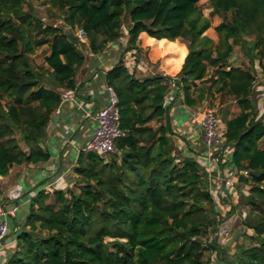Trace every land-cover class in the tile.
<instances>
[{"label": "trees", "instance_id": "trees-1", "mask_svg": "<svg viewBox=\"0 0 264 264\" xmlns=\"http://www.w3.org/2000/svg\"><path fill=\"white\" fill-rule=\"evenodd\" d=\"M31 1L40 0H0V177L50 160L41 140L64 92L78 88L76 73L86 61L78 29L93 55L126 30L121 56L104 76L118 98L125 137L116 154L79 152L71 188L31 196L0 264H206L204 254L215 244L207 239L220 214L207 172L175 150L163 107L171 78L138 79L123 62L127 52L139 56L142 34L157 41V50L176 54L170 70L181 67L174 83L187 107L206 93L217 94L221 104L235 101L238 113L224 117L219 131L222 147L231 150L228 166L246 172L237 184L249 189L243 231L251 233L242 234L246 245L223 264H264V115L256 109L254 69L264 74V0H208L210 16L220 18L216 42L206 35L211 21L201 0H46L60 12L65 32L38 19ZM41 48L48 53L37 66L31 57ZM236 49L245 67L231 64ZM196 82L205 86L194 97Z\"/></svg>", "mask_w": 264, "mask_h": 264}, {"label": "crops", "instance_id": "crops-1", "mask_svg": "<svg viewBox=\"0 0 264 264\" xmlns=\"http://www.w3.org/2000/svg\"><path fill=\"white\" fill-rule=\"evenodd\" d=\"M219 24V21L216 22V24L213 26H217ZM207 35V34H206ZM213 41L216 42L217 38L215 36H208ZM144 39H148V37L145 34H142L140 36V42ZM126 42V33H124V36L120 39V41L112 42L110 43L105 51L98 55H93L90 53L83 54L86 58L85 64L77 71L76 73V82L78 85V88L75 91H72L70 95L65 97L62 100V103L58 109H56L51 117L50 121L48 123V126L45 130V135L43 139L41 140L40 146L43 149H46V145L48 144V140H56L60 141L63 146L62 153L59 154V159H64L67 156V151L65 150V147L68 143L73 144L72 138H74L75 135L79 134L81 131V137H85L86 139H89L91 136V131L89 129L90 126H92V122L90 120H87L86 115L81 118V120H77L76 122L72 123V126L70 128H67L66 126L62 127V122H53V119L56 117H65L68 113L78 112L77 107H83L88 112L93 111L97 108H100L105 105L106 103V93L103 88V92L101 93H95V91L91 87V82L93 81H100L101 86L105 87L104 83V76L106 72L113 66L112 63L108 61V55L109 51H119L121 56V53L124 49ZM157 41L155 40L154 43ZM168 42V41H167ZM178 42V41H177ZM180 43V42H179ZM182 44V43H181ZM86 45V44H85ZM185 52L187 53V49L184 44H182ZM139 47L141 45L139 44ZM141 49V48H140ZM135 53L127 52L124 54L123 62L128 69L129 73L133 74L135 78H142L144 76L148 75H163L167 76L165 74H157L152 71V67L150 69H147L146 64L149 62L150 64H153L154 62L148 57L146 60V64H144L142 61H140L138 56H131ZM136 55V54H135ZM175 56V53L172 54ZM119 60V59H118ZM149 64V65H150ZM231 64L233 66H241L245 67L246 60L242 56V53L240 50L236 49V52L234 53ZM148 65V64H147ZM148 65V66H149ZM151 66V65H150ZM154 68V67H153ZM181 68V67H180ZM180 68L175 72H179ZM255 92H256V109L258 111V117H261L264 115V74H262L258 68V66L255 64ZM159 71V70H158ZM175 75V76H176ZM175 76L170 77L173 79ZM169 77V76H168ZM204 84H200L199 82H196V87L194 88L193 96L195 97L198 92V88H204ZM214 104L217 106V110L221 107L223 108V111L221 113L222 120H219V128L222 126L223 118H231L235 116L238 113V108L235 105L234 100H226V103L221 104L219 101V97L217 94H214V97L210 96L209 94H205L203 100L195 105L194 107H187L183 102V95L180 87L176 85L175 83H169V91L164 97L163 107L167 108L168 115L170 117V123H171V129L175 136H173V143L174 146L177 148V150L183 154L193 157L197 163L207 172L206 167H204L207 163V150L204 147L202 143V136L201 131L198 125L199 120L203 116V114L209 110L205 107ZM78 106H77V105ZM77 106V107H76ZM214 111V110H213ZM87 112V113H88ZM176 112H179L180 114L185 116V120L178 121L176 119ZM226 114V115H225ZM86 120V121H85ZM69 121V120H68ZM85 121V122H84ZM84 123H87L88 125L85 126V129L83 131ZM62 127L63 128V135L58 131V129ZM64 134L70 136L69 139H64ZM78 147H73V150L76 152V156L74 159V162H70L68 167L66 169H62L61 164H59L58 168L53 171V168L48 169V171H51V176H54V182L50 184L49 186L45 187L44 189H57V190H63L64 187L71 186L74 182L73 180V174H70V167H72L73 163H75L77 159V152ZM41 165V164H40ZM40 165L37 166H17L10 169L8 176L6 177H0V184H7L6 186H1L0 191L3 192L2 195H0V198L2 197H8L11 195V193L14 190L21 189V195L20 198L25 196V192L23 189L22 184L26 181H31V179L35 176V174L39 171L41 175L44 174L43 170L40 169ZM231 167V166H230ZM210 186H213V192L212 195L214 197H220L219 193L215 196L213 193L215 191H220L222 186L216 181L215 177H211L209 179ZM240 185V184H238ZM209 186V187H210ZM225 191V190H224ZM30 196H33L32 191L28 192ZM226 198H229L234 200L235 194L233 191L227 190L225 191ZM1 194V193H0ZM19 199V198H18ZM221 198L217 200L215 199V202L219 203ZM17 203V200L15 201ZM7 203V202H6ZM222 203V202H221ZM5 204V202H4ZM233 204V203H232ZM12 205L11 203L9 204ZM221 207V206H219ZM226 209L228 210V205L226 204ZM221 210V208H220ZM13 246V243L11 247Z\"/></svg>", "mask_w": 264, "mask_h": 264}, {"label": "rangeland", "instance_id": "rangeland-1", "mask_svg": "<svg viewBox=\"0 0 264 264\" xmlns=\"http://www.w3.org/2000/svg\"><path fill=\"white\" fill-rule=\"evenodd\" d=\"M30 5L32 6L33 13L34 15L40 19L42 22L45 24H51L54 26H58L62 28V30L68 31V29L64 26L62 23L61 19L59 18L60 12L56 10L55 8L51 7L46 0H40V1H31L29 2ZM200 9L202 10V13L204 16L210 19L211 21V27L210 29L207 30L206 34L207 36H215L216 34L214 32V25L216 24L217 21L220 22V18L217 16H210L211 8L208 3V0H201L198 3ZM25 9H27V5L24 6ZM123 33H126V30L123 29ZM181 43V42H180ZM86 43H79L78 47L81 50L83 54H86L87 52L89 53L86 45ZM141 45V53L139 54V59L142 61L144 64H146V60L148 57L154 62L153 64H150L149 62L146 64L147 69H150L152 67V71L157 74H165L169 77L175 76V72H172L170 70V56H172V52H163L160 50L156 49L155 43H150L146 39L144 41L142 40L140 43ZM184 44V43H182ZM48 53L46 48H41L36 51V53L31 57L33 63L37 66H43L44 62V56H46ZM120 52L118 51H109L108 55V61L115 65L119 59ZM131 56H137V55H132ZM175 57L176 54H175ZM174 58V56H173ZM172 59V58H171ZM154 67V68H153ZM151 70V69H150ZM159 70V71H158ZM100 81H93L91 82V87L95 91V93H101L103 92V86H101ZM107 97V95H106ZM223 104V103H222ZM77 105V104H76ZM78 106V105H77ZM76 106V107H77ZM78 112L74 113H68L65 117H56L53 119V122H62V127L66 126L67 128H70L72 126L73 122H76L77 120H81L86 114L87 110H85L83 107H77ZM206 109L209 110H214L217 118L222 120L221 113L223 111L224 107L219 108L217 110V106L214 105L213 103L206 106ZM176 119L178 121H181L182 119L185 120V116L180 114L179 112H176ZM69 120V121H68ZM89 120V119H87ZM86 121V120H85ZM84 121V122H85ZM92 126L89 127L90 131L93 132L97 124L95 122H92ZM87 123H84L83 131L85 129V126H87ZM155 122H152V126H155ZM60 127L58 131L63 135V128ZM82 132V131H81ZM81 132L72 138L73 144L68 143L67 146L65 147V150L67 151V156L64 159H59V154L62 153L63 151V146L60 141L56 140H48V144L46 145V150L50 153L51 158L47 163H43L40 165L39 170H43L44 174L41 175L40 172L38 171L35 176L31 179V181H26L25 183L22 184L25 196L22 198H17V211L15 214V218L12 217H1V220L6 223V226L9 230V234L5 239L4 244L0 247V263L5 262L7 259L8 255L11 253L12 248L11 245L14 243V240L16 238V235L18 232L21 230L23 222L25 220V217L28 214L29 211V200L31 198L30 194L28 192L32 191V194H36L45 187L49 186L54 182L55 177L51 176V171H48V169L53 168V171L56 170L61 164L62 169H66L68 167L70 162H74L76 152L73 150V147H78V148H83L86 144V139L85 137H81ZM71 138V135H65L64 134V139H69ZM175 150L177 148L175 147ZM178 152V151H177ZM75 165L73 163L72 167ZM25 167V166H24ZM51 170V169H50ZM70 174L72 173V169H70ZM76 179V177L73 175V180ZM4 181V180H3ZM2 181V182H3ZM0 184L1 186H6L7 184ZM210 186V184H209ZM71 186H66L64 187L63 190L66 188H71ZM210 190L212 191L214 189L213 186L209 187ZM57 190V189H56ZM235 194L234 200L231 201L229 198L221 199L219 203L215 204V210L220 214L217 216L216 220H221L219 222V225L217 227V231L214 234H211L208 236V241H214V249L211 251H208L204 254V261L206 264H223L225 260H230L234 256V253L236 249L241 245H246V240L242 239L243 233L245 232L246 234H250V230H244L243 228V213L248 212L249 207L246 205V198L248 197V192L249 189L248 187L244 185H238L235 184L234 190ZM0 195L3 194V192L0 191ZM4 195V194H3ZM22 196V195H21ZM223 197V195H221ZM8 197H2L0 198V205L1 203H6L10 204L8 202L9 200L7 199ZM215 199L217 197H214ZM222 202V203H221ZM233 203V204H232ZM226 204L228 205V210L226 209ZM221 206V207H219ZM221 208V210H220ZM221 230H225L228 232L227 236L228 239H221L219 240L217 238L218 232ZM220 234V233H219Z\"/></svg>", "mask_w": 264, "mask_h": 264}, {"label": "built area", "instance_id": "built-area-1", "mask_svg": "<svg viewBox=\"0 0 264 264\" xmlns=\"http://www.w3.org/2000/svg\"><path fill=\"white\" fill-rule=\"evenodd\" d=\"M75 36L79 42L86 43V36L83 30H76ZM174 80V78L171 79L170 83L173 84ZM104 90L107 95L105 105L86 114V118L91 122H95L97 126L86 141L85 146L79 148L77 153H95L99 156L116 154V142L125 137L124 131L120 129L119 112L117 107L118 98L116 93L110 86L105 85ZM71 92L72 91L64 92L62 100L70 95ZM198 125L201 131L202 143L207 150V163L204 166L207 169V175L209 179L212 176L215 177L216 181L222 186L220 191H215L213 194L216 196L217 193H219L220 197H217V200H219V198L225 199L226 189L233 191L235 184H237V175H246V172H238L234 167L228 166L231 150L228 147H222L221 145L219 120L215 111L207 110L199 120ZM211 192H213V190ZM221 195H223V197H221ZM20 196L21 189L14 190L7 198L9 200L8 202L11 201L10 203L12 205L10 206L7 203H1L0 205V247L4 244L5 239L9 234L6 223L1 220V217L9 216L15 218L18 208L15 199L20 198ZM245 217V213H243V219H245ZM227 234V231L221 230L218 232L217 238L219 240L228 239L229 236H227Z\"/></svg>", "mask_w": 264, "mask_h": 264}]
</instances>
